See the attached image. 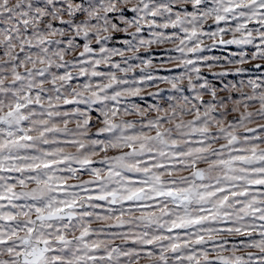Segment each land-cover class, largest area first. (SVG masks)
<instances>
[{"label":"snow or ice","instance_id":"6c2138e0","mask_svg":"<svg viewBox=\"0 0 264 264\" xmlns=\"http://www.w3.org/2000/svg\"><path fill=\"white\" fill-rule=\"evenodd\" d=\"M0 264H264V0H0Z\"/></svg>","mask_w":264,"mask_h":264}]
</instances>
